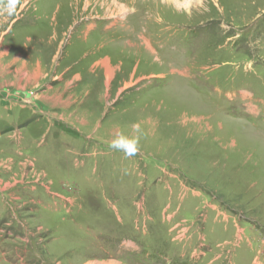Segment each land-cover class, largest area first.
<instances>
[{"label":"rangeland","instance_id":"374dc122","mask_svg":"<svg viewBox=\"0 0 264 264\" xmlns=\"http://www.w3.org/2000/svg\"><path fill=\"white\" fill-rule=\"evenodd\" d=\"M7 3L0 264H264V0Z\"/></svg>","mask_w":264,"mask_h":264},{"label":"clouds","instance_id":"9594fccd","mask_svg":"<svg viewBox=\"0 0 264 264\" xmlns=\"http://www.w3.org/2000/svg\"><path fill=\"white\" fill-rule=\"evenodd\" d=\"M16 0H8V3L4 6V10L9 15L14 14ZM133 135H125L124 133H117L115 137L110 141L109 147L113 150L122 152L126 158L134 157L140 152V138L143 135L140 125H132Z\"/></svg>","mask_w":264,"mask_h":264},{"label":"crops","instance_id":"0c3cea01","mask_svg":"<svg viewBox=\"0 0 264 264\" xmlns=\"http://www.w3.org/2000/svg\"><path fill=\"white\" fill-rule=\"evenodd\" d=\"M101 47H103V45H100L99 48H101ZM99 58H100L101 60H102V59H106V60H107V57H106V56H104V57H99ZM101 60H100V61H101ZM33 62H34V61H33ZM37 63H38V62H37ZM37 63H36V64H37ZM37 65H38V64H37ZM5 102H6V101H5ZM7 103H8V102H6V105H7ZM11 104H12V105H10L8 109H11V108H13V107H15V106H16V107H19V106H20V105H17V103H15V104L13 105V103L11 102ZM7 106H8V105H7ZM20 107H22L23 109H25V107H23V106H20ZM17 125H18V124H14L15 127H17ZM12 130H14V129L12 128ZM18 141H19V142L22 141V136L20 137V139H18ZM62 197H63V196H62ZM63 199H64L65 201H63V202H59V203L62 205V207H63V204H64V205H66V204L72 205V202L69 201L67 198L63 197ZM87 231H89V229H88ZM88 234H89V233H88ZM133 246H134V245H133ZM107 256H113V257H116V256H114V255H112V254H108Z\"/></svg>","mask_w":264,"mask_h":264},{"label":"bare ground","instance_id":"6f19581e","mask_svg":"<svg viewBox=\"0 0 264 264\" xmlns=\"http://www.w3.org/2000/svg\"><path fill=\"white\" fill-rule=\"evenodd\" d=\"M168 1H172V0H168ZM172 3V2H170ZM172 5V4H171ZM175 5V4H174ZM179 5V4H178ZM59 6V5H58ZM178 8V7H177ZM57 37V36H56ZM108 70V69H107ZM104 263V262H103ZM105 264H120V263H117V262H114V261H108L107 263Z\"/></svg>","mask_w":264,"mask_h":264}]
</instances>
